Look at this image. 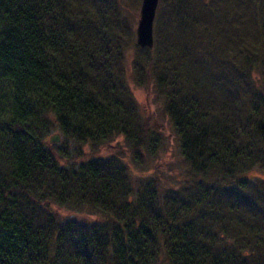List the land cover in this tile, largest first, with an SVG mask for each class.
<instances>
[{"label":"trees","instance_id":"1","mask_svg":"<svg viewBox=\"0 0 264 264\" xmlns=\"http://www.w3.org/2000/svg\"><path fill=\"white\" fill-rule=\"evenodd\" d=\"M116 6L0 0V264H264V0H159L132 69L164 99L190 172L135 193L117 158L63 166L47 141L57 130L77 157L123 137L139 157L150 140ZM51 205L102 217L59 222Z\"/></svg>","mask_w":264,"mask_h":264},{"label":"rangeland","instance_id":"2","mask_svg":"<svg viewBox=\"0 0 264 264\" xmlns=\"http://www.w3.org/2000/svg\"><path fill=\"white\" fill-rule=\"evenodd\" d=\"M117 5V22L120 19H126L131 25V32L134 37L126 56L125 78L136 102L139 119H142L145 125L147 123V126L153 132L150 140L145 142L144 149H142V154L139 157L131 156L129 147L123 137H116L112 141L100 144L97 147L90 145L81 146L80 155L78 154L77 157H75L74 149L70 148L71 145H64L63 138L57 130H53L48 134L47 141L50 145H61L66 148L68 159L61 160V165L63 166H78L91 159L117 158L128 171L134 193L140 184L148 181H154L158 188L161 189L160 191L180 189L189 180L190 167L181 153L180 144L172 122L165 112L164 99L157 96L152 83L137 84L132 69V62L138 47L136 44V28L142 0H135L133 3H129L128 0H117ZM54 137H58V142L51 144L50 140ZM254 174L264 178V173L258 171V173L255 172ZM50 209L59 222L68 220L83 223L97 222L102 217L89 211L68 210L56 205H51Z\"/></svg>","mask_w":264,"mask_h":264},{"label":"water","instance_id":"3","mask_svg":"<svg viewBox=\"0 0 264 264\" xmlns=\"http://www.w3.org/2000/svg\"><path fill=\"white\" fill-rule=\"evenodd\" d=\"M159 0H142L139 21L136 28V44L141 49H152L154 46L153 25ZM58 137L50 140L57 143Z\"/></svg>","mask_w":264,"mask_h":264}]
</instances>
